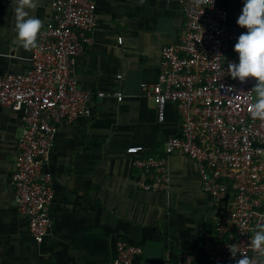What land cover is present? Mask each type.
I'll use <instances>...</instances> for the list:
<instances>
[{
  "label": "crops",
  "instance_id": "crops-1",
  "mask_svg": "<svg viewBox=\"0 0 264 264\" xmlns=\"http://www.w3.org/2000/svg\"><path fill=\"white\" fill-rule=\"evenodd\" d=\"M53 1L39 0L29 10L42 21L40 32L51 22ZM96 2L93 45L74 64L79 87L92 94V114L57 127L49 162L51 233L41 244L18 209L11 181L22 112L0 104V264H113L119 239L143 247L135 264H161L167 251H188L203 263L220 208L202 189L196 162L183 153L171 155L169 190L152 192L137 185L143 173L127 153L140 144L162 155L167 138L179 130L176 104L166 106L160 121L141 84L157 80L162 48L178 43L184 7L179 0ZM219 2L238 36L246 32L236 23L243 0ZM14 7V0H0V73L25 74L36 47L25 49L17 40ZM236 42L227 58H238ZM118 91L124 93L121 101Z\"/></svg>",
  "mask_w": 264,
  "mask_h": 264
},
{
  "label": "built area",
  "instance_id": "built-area-1",
  "mask_svg": "<svg viewBox=\"0 0 264 264\" xmlns=\"http://www.w3.org/2000/svg\"><path fill=\"white\" fill-rule=\"evenodd\" d=\"M179 1L185 15L180 39L162 48L157 80L141 84L160 121L165 120L166 106L176 104L179 130L167 138L162 155L149 154L140 144L128 147L127 153L143 173L137 185L152 192L169 190L171 155L191 158L220 216L203 263L188 251H167L161 264H235L242 258L239 253L250 264H264V251L251 243L255 232L264 230V120L250 115L255 80L241 82L228 72L229 62H237L227 58V51L238 33L219 0ZM52 10L31 70L0 73V104L22 112L11 178L15 202L39 244L51 233L54 191L49 162L57 127L92 114V94L79 87L74 64L93 45L97 26L96 0H54ZM116 96L121 101L124 93ZM232 247L238 251L235 259ZM143 252L142 246L119 239L113 264H135Z\"/></svg>",
  "mask_w": 264,
  "mask_h": 264
},
{
  "label": "clouds",
  "instance_id": "clouds-1",
  "mask_svg": "<svg viewBox=\"0 0 264 264\" xmlns=\"http://www.w3.org/2000/svg\"><path fill=\"white\" fill-rule=\"evenodd\" d=\"M39 0H14V31L17 40L25 49L37 45V37L42 28V21L30 14ZM199 3L205 0H198ZM237 25L247 31L241 33L234 45V52L238 54L237 62H229L228 72L233 79L241 82L253 78L255 84L251 89L254 93V102L251 105L250 115L253 118L264 120V0H243V7ZM223 59V57H222ZM252 245L264 251V230L255 232ZM231 257L235 259L238 251L235 247L229 248ZM242 258L235 264H250V260L243 253Z\"/></svg>",
  "mask_w": 264,
  "mask_h": 264
},
{
  "label": "rangeland",
  "instance_id": "rangeland-1",
  "mask_svg": "<svg viewBox=\"0 0 264 264\" xmlns=\"http://www.w3.org/2000/svg\"><path fill=\"white\" fill-rule=\"evenodd\" d=\"M220 3V2H219ZM229 21H230V19H229Z\"/></svg>",
  "mask_w": 264,
  "mask_h": 264
}]
</instances>
